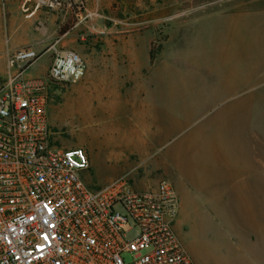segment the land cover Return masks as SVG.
Instances as JSON below:
<instances>
[{
    "label": "rangeland",
    "instance_id": "374dc122",
    "mask_svg": "<svg viewBox=\"0 0 264 264\" xmlns=\"http://www.w3.org/2000/svg\"><path fill=\"white\" fill-rule=\"evenodd\" d=\"M107 1V6L101 5V12H112L115 22H106L115 25V32L120 33L117 36L133 37V48L143 58L147 54L148 59L152 46L155 50L153 67L147 68L151 73L144 80L149 90L145 91L143 101L149 99L156 105H164L165 112L169 110L172 116L180 113L181 124L165 127L159 133L154 130L158 133L154 137L151 132L155 125L146 127L150 136L145 135V144L141 145L149 157L135 154L122 157L123 150L139 146L136 137L142 126L120 117L103 101L102 83L106 82V75L81 83L76 92L75 83L53 90L49 93V114L56 142L65 149L84 148L98 164V173L91 168L81 173L88 186L126 176L139 190L153 187L163 178L169 179L178 190L177 178L156 171V162L181 147L186 165L202 166L201 161L211 148L202 147L197 131L212 125L217 114L234 104L249 102V113L255 120L261 118L264 150V0ZM75 3L77 11L84 12L87 1ZM4 21L1 0L0 86L15 71L10 65L13 54H7ZM24 47L40 55L46 49ZM53 54L52 51L42 56L25 72L24 78H44ZM181 201L175 231L195 264L248 261L246 253L236 249L242 238L228 231L232 226L243 232L242 222L218 218L210 210V204L194 195L183 192Z\"/></svg>",
    "mask_w": 264,
    "mask_h": 264
},
{
    "label": "built area",
    "instance_id": "2783aa9c",
    "mask_svg": "<svg viewBox=\"0 0 264 264\" xmlns=\"http://www.w3.org/2000/svg\"><path fill=\"white\" fill-rule=\"evenodd\" d=\"M60 4L39 0L35 9ZM51 48L44 78H24L41 55L21 49L0 86V264H195L175 231L179 200L169 179L145 190L126 176L90 187L81 177L87 151L56 142L48 82L77 83L87 65L75 51Z\"/></svg>",
    "mask_w": 264,
    "mask_h": 264
},
{
    "label": "crops",
    "instance_id": "0c3cea01",
    "mask_svg": "<svg viewBox=\"0 0 264 264\" xmlns=\"http://www.w3.org/2000/svg\"><path fill=\"white\" fill-rule=\"evenodd\" d=\"M38 1L2 0L7 54H14L24 46L37 49L46 47L41 57L53 51L51 46L79 53L86 62L87 71L83 79L73 86L75 92L81 83H90L106 75V82L102 83L103 101L120 117L142 126L141 133L136 137L139 146L123 150L120 155L149 157L141 145L142 142L145 144V135H149L146 127L155 125L156 129L151 132L154 137L165 127L175 128L181 124L180 113L172 116L169 110L165 112L164 105H156L149 99L143 101L145 91L149 90L144 83L145 77L151 73L150 70L147 72V68L149 65L153 67L151 49L148 59L147 54L143 58L133 48V37L117 36L120 33L115 32V25L106 22H115L112 12H101V5L107 6V0H86L84 12L77 11L75 0H61L59 6H42L37 10L35 6ZM92 70H95L94 75L91 74ZM85 105L88 106V103ZM217 115L212 125L202 127L196 134L202 141V147L211 148L201 161L202 166L186 165L180 147L165 156V160L156 162L155 169L163 175L177 178L178 217L183 192L206 201L218 218L242 222L243 232L232 226L228 227V231L234 237L242 238L236 249L239 253H246L248 261L245 264H264L262 121L258 117L255 120L249 113V102L246 105L245 102L234 104ZM189 141L194 142L193 138ZM90 168L92 172H99L98 164L92 157ZM115 178L97 186H103Z\"/></svg>",
    "mask_w": 264,
    "mask_h": 264
},
{
    "label": "trees",
    "instance_id": "16d2710c",
    "mask_svg": "<svg viewBox=\"0 0 264 264\" xmlns=\"http://www.w3.org/2000/svg\"><path fill=\"white\" fill-rule=\"evenodd\" d=\"M155 56H156L155 50H154V48L152 46V49H151V62H154ZM61 87L62 86L60 84H57L55 82L50 81V82H48V93L52 92L53 90H57L58 88H61Z\"/></svg>",
    "mask_w": 264,
    "mask_h": 264
}]
</instances>
